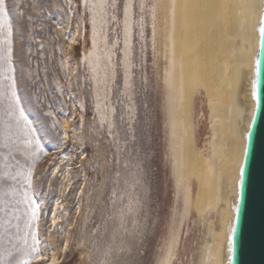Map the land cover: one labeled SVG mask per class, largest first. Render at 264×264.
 <instances>
[{
	"label": "rangeland",
	"instance_id": "rangeland-1",
	"mask_svg": "<svg viewBox=\"0 0 264 264\" xmlns=\"http://www.w3.org/2000/svg\"><path fill=\"white\" fill-rule=\"evenodd\" d=\"M99 2L5 0L21 107L46 152L33 165L25 153L34 147L21 142L14 150L21 165L33 168L39 253L50 258L54 251L58 264H158L180 230L175 264H195L201 228L194 215L184 221L175 176L166 67L155 35L161 0H115L114 8L93 10ZM202 98L195 122L203 146L209 122ZM64 153L71 158L61 163ZM3 163L0 156V171H8ZM68 163L73 180L62 194L54 165L63 171ZM58 203L63 217L54 226ZM19 208V220L0 213V253L17 243L15 225L24 230L26 205Z\"/></svg>",
	"mask_w": 264,
	"mask_h": 264
},
{
	"label": "bare ground",
	"instance_id": "bare-ground-1",
	"mask_svg": "<svg viewBox=\"0 0 264 264\" xmlns=\"http://www.w3.org/2000/svg\"><path fill=\"white\" fill-rule=\"evenodd\" d=\"M263 3L161 0L157 9L155 35L166 67V108L175 176L183 193V217L188 222L194 215L201 228L195 264H227L229 260V233L238 199L246 132L255 110L251 88ZM89 51L86 47L83 56H89ZM199 96L204 98L209 122L203 146L195 122ZM65 123L70 126V121ZM68 137L65 133L63 139ZM70 158L64 153L61 163ZM69 165L63 171L60 165H54L53 178L61 172L64 180L62 194L73 180ZM54 209L52 225L57 226L63 217L59 203ZM169 241L158 264H175L182 249L181 231ZM34 259L44 264L60 262L54 251L50 258L39 253Z\"/></svg>",
	"mask_w": 264,
	"mask_h": 264
},
{
	"label": "snow or ice",
	"instance_id": "snow-or-ice-1",
	"mask_svg": "<svg viewBox=\"0 0 264 264\" xmlns=\"http://www.w3.org/2000/svg\"><path fill=\"white\" fill-rule=\"evenodd\" d=\"M85 4L88 6V0H85ZM108 6L114 8L116 6L115 0L111 5L107 4L106 0H100L99 4H93L91 8L94 10L97 7L105 8ZM127 11L128 6L126 5L125 13ZM258 32L260 37L264 38V13L261 14ZM0 36H2L0 38V149H7V155L0 152V156L4 161L2 167L9 169L8 171H0V213L15 216L19 220L20 217L16 213L21 211L19 205L24 204L26 208L23 211L27 216L22 234L19 225H15L14 240L17 243H13L10 250H4L0 253V264H32V260L39 253V239L34 228V223L38 221L39 217V207L30 194L33 168L21 165L14 154V150L18 151L16 145L21 142L34 147V153H25V155H31L33 165L40 158V155L42 153L46 154V152L39 139L35 137L31 122L21 107V98L17 92V81L13 66V27L8 20L5 0H0ZM93 44H95V40ZM259 73L258 62L257 77ZM258 84V80H253L251 88V97L257 107L264 103V97L259 91ZM253 119H255V116H253ZM244 152L246 155L247 148L244 149ZM9 160L14 162L15 170H11L13 164L8 163ZM243 172L244 168L241 165V181L243 180ZM7 182H11L12 186L5 189L3 184ZM15 185H19L22 191ZM9 196L11 199H6ZM18 196L22 199H17ZM229 250H231V240H229ZM229 264H231L230 261Z\"/></svg>",
	"mask_w": 264,
	"mask_h": 264
},
{
	"label": "water",
	"instance_id": "water-1",
	"mask_svg": "<svg viewBox=\"0 0 264 264\" xmlns=\"http://www.w3.org/2000/svg\"><path fill=\"white\" fill-rule=\"evenodd\" d=\"M258 28L259 22L257 32ZM258 62L260 73L257 77ZM253 80L259 81V91L264 97V38L260 35L254 54ZM253 116L246 132L247 154H244L242 164L243 180L239 178L238 181L239 192L229 233L231 250L227 264L229 261L231 264H264V103L259 107L255 105Z\"/></svg>",
	"mask_w": 264,
	"mask_h": 264
}]
</instances>
